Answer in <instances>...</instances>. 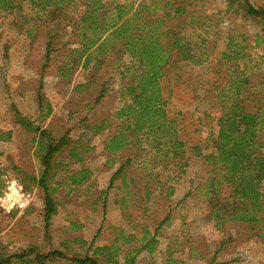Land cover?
<instances>
[{
    "label": "rangeland",
    "instance_id": "rangeland-1",
    "mask_svg": "<svg viewBox=\"0 0 264 264\" xmlns=\"http://www.w3.org/2000/svg\"><path fill=\"white\" fill-rule=\"evenodd\" d=\"M133 1L156 7L154 15L157 16L167 10L174 14L177 5H184L186 10L182 16L168 24L188 22V26L182 28L187 38L195 43L206 39L205 45L198 50L203 52L206 61L190 64L175 76L171 72L162 82L163 95L169 103V116L186 127L182 134L189 132L191 143L199 144L206 154L211 149V140L207 138L214 131L215 117L222 108L215 88L225 81L223 72L231 64L223 59L222 54L239 49L237 61L246 69L251 83L263 82L261 55H264V41L256 44V38L260 35L264 39V25L245 16L241 0L233 4L231 0H183L170 5H166L165 0ZM251 1L264 8V0ZM35 14L36 10H31L29 3L24 6L21 17L0 14V131L13 132L10 140L0 141V191L6 176L18 178L16 167L35 175L44 170L41 156L46 153V138L20 126L15 120L16 110L46 128L56 139L69 130L70 137L79 139L80 146L89 145L91 149L84 153L83 162L76 163L69 156L71 145H67L55 160L58 166L53 185L58 182L55 198L59 204L48 230L49 236L44 221L43 192L39 187L32 190L33 201L26 210L7 213L0 207V252L11 254L35 246L40 252L60 249L68 256L82 255L84 247L74 240L81 238L90 243L96 237L95 246L117 241L121 247L119 264H126L125 256L143 244L144 229L153 234L169 215L171 220L156 235L155 251L140 252L134 264H164L169 256L187 259L189 264L210 263L214 242L221 234L205 220L206 201L196 190L198 183L208 175L209 165L205 158L187 145L184 158L189 166L174 184L173 196L166 197L170 183L163 182L152 186L149 201L145 199L143 174L136 164H131L128 172L135 176L136 182L126 190L112 188L104 210L103 190L108 187L112 173L122 161L137 152L134 146L126 147L116 155L105 151V138L120 126L116 113L124 102L120 93L122 85L131 78L122 79L118 64L109 58L97 76H92V62L88 69L80 66L71 78H62L59 65L66 60L71 49L77 47V44L64 43L68 38L78 40V37L73 32L72 36L58 38L46 66L48 32L45 26L39 25L37 32L28 34ZM24 15L27 17L23 19ZM230 40L233 44L228 46ZM6 44L9 45L8 62L3 60ZM88 81H91L89 89L76 88L79 83ZM100 95L102 97L97 100ZM40 96L53 108L52 116L46 120L40 118ZM103 120H107L109 126L100 134L84 127ZM80 168H89L92 174L69 191L68 177ZM131 189L134 195L123 208L120 199ZM232 231H237V241L229 243L218 261L234 258L235 261L227 264H264V243L250 236L251 232L244 224L234 226ZM121 233L129 241L120 238ZM190 246H196V252L205 255V259L199 256L191 259ZM11 264L24 263L15 259ZM45 264L77 263L58 259Z\"/></svg>",
    "mask_w": 264,
    "mask_h": 264
},
{
    "label": "trees",
    "instance_id": "trees-1",
    "mask_svg": "<svg viewBox=\"0 0 264 264\" xmlns=\"http://www.w3.org/2000/svg\"><path fill=\"white\" fill-rule=\"evenodd\" d=\"M176 1L183 0H165V3L170 5ZM236 1L231 0L232 4ZM241 1L245 16L264 25V8L251 0ZM27 3L31 10H36L28 34L37 32L39 25L45 26L48 32L46 66L58 38L72 36L73 32L78 37V40L68 38L64 43L77 44V47L72 48L66 60L59 65L62 78H71L80 66L88 69L92 62V76H97L108 58L118 64L122 79L131 78L122 85L120 93L124 102L116 113L120 126L105 138V151L116 155L124 148L134 146L137 152L122 161L112 173L108 187L103 190L104 210L112 188L126 190L136 182L135 176L128 172L131 164H136L143 174L146 201L153 193L152 186L163 182L170 183L166 197L173 196L174 184L187 172L189 162L184 157L186 146L190 145L209 165L207 177L198 183L196 190L206 201L205 220L221 234L220 239L214 242V253L208 264L235 261L234 258L218 260L229 243L237 241V231H232L236 225L244 224L245 229L251 232L250 236L264 243V81L257 85L251 83L246 69L237 61L239 49L222 54L223 59L231 64L223 72L225 81L215 88L222 108L215 117L214 131L207 138L211 140V149L205 154L199 144L191 143L189 132L182 134L186 127L169 116L168 99L163 95L162 82L171 72L175 76L190 64L203 63L207 59L202 57L203 52L198 51L206 39L195 43L183 32L182 28L188 26V22L168 24L182 16L186 10L184 5H177L174 14L167 10L157 16L154 15L156 7L133 0H0V14L20 16ZM263 41L262 36H257L256 44ZM232 44L230 40L228 46ZM4 47L3 60L8 62L9 45ZM113 53L121 54V57ZM122 56L130 60L124 61ZM261 60L264 61V55H261ZM89 82L79 83L76 88L89 89ZM39 99L40 118L46 120L52 116L53 108L47 100L45 104L42 96ZM16 111L15 120L20 126L46 138V153L41 156L43 172L35 175L20 167L16 169L17 179L25 191L32 193L35 187H39L43 192L44 221L46 235L49 236L48 230L59 204L55 198L58 182L53 185L58 166L55 160L65 146L71 145L70 158L81 163L84 153L91 147L80 146L79 139H72L69 130L56 139L46 128ZM108 126L107 120H103L84 127L100 134ZM12 137V130L0 131V141ZM91 174L89 168L73 172L66 182L69 191L85 182ZM133 195L132 189L127 191L120 199V205L124 208ZM170 220V216H166L151 235L144 229L143 244L125 256V263L134 264L136 256L144 250L153 253L158 231ZM95 238L90 243L81 238L74 240L84 247L82 255L68 256L60 249L40 252L37 247L30 246L11 254L0 252V264H11L15 259L24 264H45L58 259L72 260L77 264H119L121 247L117 241L95 246ZM120 238L129 241L123 233ZM189 249L191 259L197 256L205 259V255L196 252V246ZM164 264L189 262L169 256Z\"/></svg>",
    "mask_w": 264,
    "mask_h": 264
},
{
    "label": "built area",
    "instance_id": "built-area-1",
    "mask_svg": "<svg viewBox=\"0 0 264 264\" xmlns=\"http://www.w3.org/2000/svg\"><path fill=\"white\" fill-rule=\"evenodd\" d=\"M5 184L0 194V207L5 212L26 210L33 201L31 192L24 189L22 183L13 176L5 177Z\"/></svg>",
    "mask_w": 264,
    "mask_h": 264
},
{
    "label": "crops",
    "instance_id": "crops-1",
    "mask_svg": "<svg viewBox=\"0 0 264 264\" xmlns=\"http://www.w3.org/2000/svg\"><path fill=\"white\" fill-rule=\"evenodd\" d=\"M2 191V190H1ZM0 194H1V192H0Z\"/></svg>",
    "mask_w": 264,
    "mask_h": 264
}]
</instances>
